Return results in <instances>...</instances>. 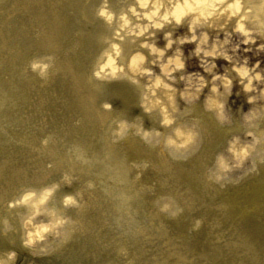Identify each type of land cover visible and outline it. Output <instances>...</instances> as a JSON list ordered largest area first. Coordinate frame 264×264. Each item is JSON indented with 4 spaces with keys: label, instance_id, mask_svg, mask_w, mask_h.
Returning a JSON list of instances; mask_svg holds the SVG:
<instances>
[{
    "label": "rangeland",
    "instance_id": "1",
    "mask_svg": "<svg viewBox=\"0 0 264 264\" xmlns=\"http://www.w3.org/2000/svg\"><path fill=\"white\" fill-rule=\"evenodd\" d=\"M164 7L0 0V187L50 188L47 264H264V30ZM5 202L0 240L46 217Z\"/></svg>",
    "mask_w": 264,
    "mask_h": 264
},
{
    "label": "bare ground",
    "instance_id": "2",
    "mask_svg": "<svg viewBox=\"0 0 264 264\" xmlns=\"http://www.w3.org/2000/svg\"><path fill=\"white\" fill-rule=\"evenodd\" d=\"M162 3L167 7L166 8L168 11V14H174L175 16H178L182 13H189L191 14L192 18H200L206 11L212 8H217V13L219 14L220 11L224 10L228 12V8L232 9L231 11L236 14L237 16L234 18L233 22L235 21V27L237 28H242V21L241 20H246V17L250 18L257 26H259L261 29L264 30V0H242V4H240L239 0H181L177 2H173L171 5H168L167 0H161ZM104 11L101 9L99 15H104L105 13L102 12ZM150 13H155L157 10L154 9L153 7H150L148 9ZM239 15V19H238ZM105 18L106 15H104ZM105 32H102V36L104 37ZM127 46V43L125 44V47ZM124 47V49H125ZM142 56L140 53H133L130 57V64L131 66H135L138 64L141 60ZM90 98V97H89ZM91 99V98H90ZM78 106H82L84 103L82 102V99H78L77 101ZM106 110L101 109V112L99 114L100 119H104L106 117ZM84 113L86 116L91 118V110H85ZM48 186V185H47ZM50 188L44 186L42 189L35 191V195L31 196L30 194H25L22 197H8L6 199L3 196V191H2V186L0 187V204H7L5 200H10V203L6 205L7 207H10L12 204L13 206H17L20 201L25 203L24 206L32 209L33 211H36L34 214L38 213V209H46V211L43 213L42 216H46L45 218L42 217V220H35L29 216L27 218L29 220H33L27 230H22L24 232L23 240L20 235V233H16L18 239H21V243L17 244L19 246H24L27 248L29 251H31L36 257L40 258L43 260L42 255L44 254L43 257H45V254L48 253V251L52 248L49 249L48 247V240H44L42 242L39 241L40 236L42 235H47L48 234V229L52 226H54V223H56L59 219H65L62 216H60V212L58 211H53L51 212V219L52 222H48V202L42 203L43 200L48 199V194ZM28 192V191H26ZM41 193V194H38ZM66 198L67 199L66 201ZM64 202H69V204L76 205V201L71 199L70 197H65ZM12 203V204H11ZM22 203V204H23ZM1 207V206H0ZM68 207H64L63 209H67ZM28 211V210H27ZM33 214V215H34ZM6 214H2L0 212V225H1V230L5 229L6 227H9L10 225L7 224L6 220L4 219V216ZM21 218L20 215H14L9 216L8 220L13 226V230H15V227L19 223V219ZM12 219V220H11ZM22 224V222H20ZM15 225V226H14ZM88 224H82V227H87ZM97 235V234H94ZM56 240V239H55ZM8 243H13L12 240H8ZM16 243V242H14ZM13 243V244H14ZM34 243V245L32 244ZM4 244V239L3 237L1 238L0 242V247H2ZM59 244V241L57 243L55 242V245L57 246ZM33 245V246H32ZM53 246V245H52ZM51 246V247H52ZM35 251V252H33ZM13 255L10 252H3V250H0V264H13Z\"/></svg>",
    "mask_w": 264,
    "mask_h": 264
},
{
    "label": "clouds",
    "instance_id": "3",
    "mask_svg": "<svg viewBox=\"0 0 264 264\" xmlns=\"http://www.w3.org/2000/svg\"><path fill=\"white\" fill-rule=\"evenodd\" d=\"M67 199H69V198H66V201H67Z\"/></svg>",
    "mask_w": 264,
    "mask_h": 264
}]
</instances>
